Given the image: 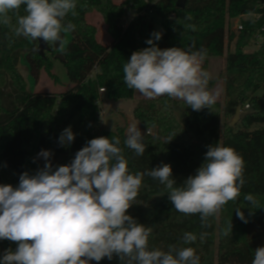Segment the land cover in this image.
Returning <instances> with one entry per match:
<instances>
[{
    "label": "trees",
    "instance_id": "1",
    "mask_svg": "<svg viewBox=\"0 0 264 264\" xmlns=\"http://www.w3.org/2000/svg\"><path fill=\"white\" fill-rule=\"evenodd\" d=\"M177 1L124 0L117 4L113 0H77L78 14H69L64 21L75 25L70 31L71 42L64 49L54 45L64 56L63 63L73 85L60 94L26 89L18 69L21 59L27 61V68L35 79L43 69L54 77L52 63L47 55L38 54V41L15 37L9 27L0 25V184L15 187L23 172L35 174L45 163L38 157L41 150L52 152L50 159L55 168L70 164L87 141L100 136L110 139L118 136L132 173L170 164L179 186L188 176L195 175L209 145L230 146L244 158L246 183L240 197L235 202L229 201L221 210L219 224L217 216L210 217V226L202 228L199 214L186 216L175 210L166 187L148 176L144 177L136 204L128 214L138 223L152 227L150 248L167 251L173 244L190 246L199 255L200 264H252L254 250L264 246V45L251 53L243 49L264 26V8L257 6L258 0H187L180 9ZM93 11L100 13L107 25L112 39L109 45L97 40L98 29L87 22V16ZM128 12L134 17L124 27L123 17ZM20 14H25L23 6ZM244 14H261V19L244 22V30L238 34L226 29L227 18ZM188 16L192 19L188 20ZM154 18L160 19L159 29ZM15 22L13 15L12 24ZM189 24H194L196 30L186 27ZM227 30L231 33L230 42L236 38V49L225 57L224 115L234 117L238 107L246 113L236 126L230 123L223 126L221 103L216 102L211 110L194 111L181 100L162 96L141 99L133 110L134 119L144 129L155 131L144 135L146 150L142 156L124 145L123 129L96 131L102 96L99 89H105L103 95L109 100L134 98L136 91L123 81V65L133 52L150 46L146 41L152 38L153 32L162 33V38L155 42L161 49H206L202 67L209 72L210 60L225 54ZM61 35L64 39V32ZM51 54L57 53L51 50ZM214 85L215 80L211 78L210 91ZM260 91L262 95L258 94ZM69 126L75 139L62 147L58 139ZM169 137L173 138L170 142ZM249 193L259 201L260 208L251 207L244 200V195ZM238 208L244 212L247 223L237 217ZM230 220L232 233L226 237L222 232ZM184 232L197 234V241L183 245ZM201 232L208 233L204 242L199 239ZM16 247L15 242L0 241V257L4 250L14 251ZM99 264L121 262L114 256L112 260L104 258Z\"/></svg>",
    "mask_w": 264,
    "mask_h": 264
},
{
    "label": "clouds",
    "instance_id": "2",
    "mask_svg": "<svg viewBox=\"0 0 264 264\" xmlns=\"http://www.w3.org/2000/svg\"><path fill=\"white\" fill-rule=\"evenodd\" d=\"M76 8L77 0H0V25L9 27L15 37L63 48L61 33L75 29L74 24L64 21L69 14H78ZM186 27L196 30L194 24ZM161 38V32H153L146 41L150 46L132 53L123 65L125 85L148 99L166 96L183 101L194 111L211 110L217 96L209 90L211 77L202 67L206 49H161L155 43ZM147 134H151L150 128L145 134L133 123L123 143L142 156ZM74 139L69 126L58 143L68 146ZM172 139L169 137L168 142ZM120 144L118 136L93 138L76 152L70 164L55 168L52 152L41 150L38 157L45 163L35 174L23 172L15 187L0 184V241L17 244L14 251L4 250L0 264H99L114 256L121 264H200L199 255L190 246L173 244L167 251L150 248L152 227L138 223L128 210L136 204L143 179L148 176L166 187L175 210L186 216L199 214L201 227L207 228L210 217L240 197L246 183L243 156L230 146L209 145L195 175L178 186L170 164L132 173ZM244 200L260 208L253 194H245ZM235 212L241 221L248 222L240 208ZM231 233L230 220L222 234L227 237ZM207 235L201 232L200 241L204 242ZM197 238L193 232H184L181 243L191 245ZM252 264H264V246L254 250Z\"/></svg>",
    "mask_w": 264,
    "mask_h": 264
},
{
    "label": "rangeland",
    "instance_id": "3",
    "mask_svg": "<svg viewBox=\"0 0 264 264\" xmlns=\"http://www.w3.org/2000/svg\"><path fill=\"white\" fill-rule=\"evenodd\" d=\"M115 3L120 4L124 0H113ZM87 22L91 25H94L98 29L97 40L103 44L111 43L112 39L107 33V25L105 24L103 17L97 11H93L87 16ZM238 22L237 18H227V28L230 29L231 32L236 33L234 27ZM154 24L159 29L161 27L160 19L154 18ZM106 27V28H105ZM231 33L226 32L225 39V54L222 58L211 59L209 62V74L212 79L215 80V85L212 88L211 92L217 96L216 102L221 103V107L223 110L222 113V123L231 124L234 117H226L224 115V106L226 103L225 97V57L228 52H234L236 38L233 42H230L229 35ZM238 34V33H236ZM65 37L63 39V48H67L69 43L72 40V36L70 32L64 33ZM38 46V42H37ZM55 53L59 54V52L54 48V45H49ZM260 46H256L254 42H251L247 47L243 50L245 52L251 53L257 50ZM57 51V52H56ZM55 54V55H57ZM50 62L52 63V72L54 77L50 76L47 71L44 69L40 72V75L37 79L30 73L28 70L27 61L21 59L20 65L18 66L19 72L23 76L26 82V89L31 92H41V93H55L60 94L70 89L73 85L68 79L67 70L62 61L57 59L55 56L51 54V52L46 53ZM57 77V80L55 79ZM258 94L262 95V91ZM104 100L100 102V113H99V121L96 127V131L99 129L117 131L118 129H123L124 134L126 136L127 128L135 123L138 125L142 133H147V129H144L138 121H136L133 117V109L138 104V102L142 99H148L142 96L139 92L136 91L134 98L131 100H109L103 95ZM155 131L152 129L151 134H154ZM148 135V134H147ZM224 209V208H223ZM224 213V212H223ZM221 212L217 215V224L220 223ZM260 243V242H259Z\"/></svg>",
    "mask_w": 264,
    "mask_h": 264
},
{
    "label": "built area",
    "instance_id": "4",
    "mask_svg": "<svg viewBox=\"0 0 264 264\" xmlns=\"http://www.w3.org/2000/svg\"><path fill=\"white\" fill-rule=\"evenodd\" d=\"M259 8L263 9L264 8V0H258V5ZM134 17V14L131 12H128L124 17H123V26L126 27L129 23V21ZM261 19V14H244L239 17H237L238 22H236V25L234 27V30L236 33H240L241 31L244 30V22L247 21H254L257 22ZM251 42H254L256 46H260L258 49H260L264 45V26L258 31V33L255 34L254 38L252 39ZM93 75H91L92 77ZM99 93L101 95L105 94L106 91L104 88L99 89Z\"/></svg>",
    "mask_w": 264,
    "mask_h": 264
},
{
    "label": "water",
    "instance_id": "5",
    "mask_svg": "<svg viewBox=\"0 0 264 264\" xmlns=\"http://www.w3.org/2000/svg\"><path fill=\"white\" fill-rule=\"evenodd\" d=\"M187 0H178L177 1V8L183 9L186 5ZM37 52L41 57H46V53L47 52H51V47L49 45H47L46 43L39 41L38 40V46H37ZM55 57L57 59H59L60 61L64 62V56L61 54H57L55 55ZM246 115L245 112L242 111L241 107L237 108L236 114L233 118L232 121V126H236L237 123L240 121V119H242L244 116Z\"/></svg>",
    "mask_w": 264,
    "mask_h": 264
},
{
    "label": "crops",
    "instance_id": "6",
    "mask_svg": "<svg viewBox=\"0 0 264 264\" xmlns=\"http://www.w3.org/2000/svg\"><path fill=\"white\" fill-rule=\"evenodd\" d=\"M106 28V27H105ZM101 43V42H100ZM103 44V43H102ZM110 43H108V44H104V45H109ZM19 65H20V63H19ZM140 99H142V98H140ZM104 100V97H103V95L101 96V102ZM135 108V107H134ZM134 110V109H133Z\"/></svg>",
    "mask_w": 264,
    "mask_h": 264
}]
</instances>
